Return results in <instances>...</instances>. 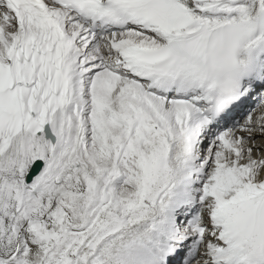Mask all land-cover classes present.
Segmentation results:
<instances>
[{"label":"snow or ice","instance_id":"snow-or-ice-1","mask_svg":"<svg viewBox=\"0 0 264 264\" xmlns=\"http://www.w3.org/2000/svg\"><path fill=\"white\" fill-rule=\"evenodd\" d=\"M0 264H264V0H0Z\"/></svg>","mask_w":264,"mask_h":264}]
</instances>
